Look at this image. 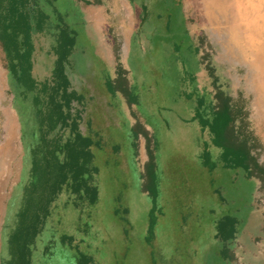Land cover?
I'll return each instance as SVG.
<instances>
[{"label": "rangeland", "instance_id": "obj_1", "mask_svg": "<svg viewBox=\"0 0 264 264\" xmlns=\"http://www.w3.org/2000/svg\"><path fill=\"white\" fill-rule=\"evenodd\" d=\"M206 1L85 5L41 0L51 20L37 40L35 73L41 80L50 73L47 54L57 8L76 33L67 73L82 95L83 109L75 105L81 109L80 131L93 139L92 181L98 196L87 204L70 189L60 191L32 245V264H76L78 251L92 257L88 264H264V193L242 169L222 166L220 148L196 117L213 101L209 63L224 90L247 99L264 161V59L254 58L228 14L210 19ZM117 62L127 69L136 96L132 106L109 88ZM14 85L0 60V264L9 257L7 238L29 179L30 146L37 139L32 94L23 97ZM137 120L151 132L155 148L158 195L152 233V197L142 190L145 139L132 132ZM66 129L60 132L64 138ZM206 147L213 170L202 160ZM225 215L239 221L227 241L216 237L217 222ZM224 247L227 257L221 254Z\"/></svg>", "mask_w": 264, "mask_h": 264}, {"label": "trees", "instance_id": "obj_2", "mask_svg": "<svg viewBox=\"0 0 264 264\" xmlns=\"http://www.w3.org/2000/svg\"><path fill=\"white\" fill-rule=\"evenodd\" d=\"M48 1L52 3V0ZM77 1L85 5L101 4V0ZM54 12L58 21L53 24L54 43L47 54L50 73L41 80L35 73L37 40L45 34L51 14L41 0H0L1 65L20 95L32 94L31 106L37 126V139L29 150V179L22 190L15 225L7 238L9 257L5 264H32V245L50 214L51 204L63 188L70 189L87 204L88 201L94 203L98 196L92 181L96 170L92 165L93 153L90 149L93 139L80 131L81 109L75 105L82 108V95L74 89L67 73L76 33L64 22L57 8ZM118 45V42L115 43V48ZM206 69L215 88L213 101L208 111L201 113L198 110L196 117L202 129L208 128L211 132L212 143L220 148L222 166L242 169L246 177L257 180L258 189L264 193L262 143L251 128L247 99L242 93L234 97L224 90L217 83L218 76L211 64L207 63ZM109 88L119 91L130 106L136 102L127 69L119 62L116 77L109 81ZM6 94H11V91L7 89ZM67 127L68 135L64 138L60 132L66 131ZM132 132L136 139L140 136L145 139L147 157L143 163L142 190L152 197L149 219V231L152 233L158 195L154 142L149 129L139 120L133 124ZM207 148L202 153V160L213 170L216 164ZM238 222L235 216H223L217 222L216 237L223 241L232 239ZM65 237L63 235L62 238ZM221 254L224 257L229 255L226 247ZM73 256L76 264H88L92 260L84 251H78Z\"/></svg>", "mask_w": 264, "mask_h": 264}, {"label": "bare ground", "instance_id": "obj_3", "mask_svg": "<svg viewBox=\"0 0 264 264\" xmlns=\"http://www.w3.org/2000/svg\"><path fill=\"white\" fill-rule=\"evenodd\" d=\"M205 7H206V11H207V14L209 15L210 19L215 18V16L218 15L219 12L220 13L225 12L226 14H228L229 15L228 17L230 19L229 22H232L234 28L238 31V33L241 32L244 35V40L246 42L245 44L247 45V47L249 49L252 50L254 58H263L264 59V42H263V44H261L262 37L264 38V0H207L205 2ZM209 7H212L213 9H211ZM221 16H223V15L221 14ZM218 17H220V16H218ZM225 19H227V18H225ZM229 33H230V31H229ZM227 37H228V35H227ZM227 44H229V43H227ZM254 46H255V49L253 48ZM244 51H245V49H244ZM261 64H262L261 67H264V63H261ZM258 73H259V71H258ZM244 74H246V73H244ZM242 77H244V76H242ZM245 77H246V75H245ZM251 118H252V116H251ZM250 124H251V121H250ZM262 125H264V122Z\"/></svg>", "mask_w": 264, "mask_h": 264}]
</instances>
